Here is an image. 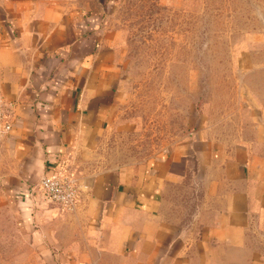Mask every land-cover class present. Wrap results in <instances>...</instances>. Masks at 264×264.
Segmentation results:
<instances>
[{
    "label": "crops",
    "instance_id": "0c3cea01",
    "mask_svg": "<svg viewBox=\"0 0 264 264\" xmlns=\"http://www.w3.org/2000/svg\"><path fill=\"white\" fill-rule=\"evenodd\" d=\"M116 0H0V264H264V104L133 161L103 152L122 84ZM58 163L63 210L29 187Z\"/></svg>",
    "mask_w": 264,
    "mask_h": 264
},
{
    "label": "rangeland",
    "instance_id": "374dc122",
    "mask_svg": "<svg viewBox=\"0 0 264 264\" xmlns=\"http://www.w3.org/2000/svg\"><path fill=\"white\" fill-rule=\"evenodd\" d=\"M122 84L100 139L133 161L202 128L230 135L264 104V0H116Z\"/></svg>",
    "mask_w": 264,
    "mask_h": 264
},
{
    "label": "built area",
    "instance_id": "2783aa9c",
    "mask_svg": "<svg viewBox=\"0 0 264 264\" xmlns=\"http://www.w3.org/2000/svg\"><path fill=\"white\" fill-rule=\"evenodd\" d=\"M10 114L11 105L0 96V129L3 131L10 128L8 119ZM29 191L37 202L63 210L71 209L78 196L76 180L64 163H58L44 172L36 182L30 185Z\"/></svg>",
    "mask_w": 264,
    "mask_h": 264
}]
</instances>
